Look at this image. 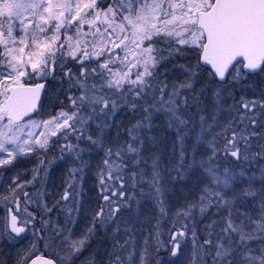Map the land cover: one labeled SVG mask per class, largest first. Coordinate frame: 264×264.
Listing matches in <instances>:
<instances>
[{"label":"snow or ice","instance_id":"6c2138e0","mask_svg":"<svg viewBox=\"0 0 264 264\" xmlns=\"http://www.w3.org/2000/svg\"><path fill=\"white\" fill-rule=\"evenodd\" d=\"M187 53L196 60L180 66L188 79L170 84L160 78L162 64ZM199 69L221 83L264 74V0H0V180L9 188L0 196V236L11 241L31 232L35 237L15 264H74L98 229L115 225L114 234L121 231L118 220L136 201L138 188L140 196L154 197L161 216L167 215L159 157H150L147 165L139 133L150 128L154 114L165 115L177 134L179 169L184 168L190 108L201 103L193 86ZM57 71L73 93L68 110L37 119L44 107L41 96L47 97L45 85ZM124 109L141 113V119L126 129L123 142L105 139L110 120ZM228 114L223 126L217 113L200 115L198 143L205 150L198 161L194 152L192 162L204 183L197 202L177 212L188 220L197 209L204 215L215 208L219 220L205 226L198 246L195 225H174L166 241L154 231L144 240L140 264H148L149 248H168L177 256L189 233L196 249L193 264H207L205 257L210 264H264V187H254V175L221 165L225 158L249 166L264 162V98H241ZM51 145L81 167L68 169L62 195L49 206L43 193L29 191L39 183L41 168L47 175L44 159H38L30 180H21L16 169L19 159L46 153ZM96 148L104 152L97 174L99 203L91 227L74 238L83 157ZM260 173L264 178V167ZM34 196L45 214L63 212L64 225L38 220L29 210ZM249 198L260 202L255 217L233 212L236 201ZM40 243L50 249L47 255L39 251ZM135 250L130 234L123 244L117 240L108 264H133Z\"/></svg>","mask_w":264,"mask_h":264},{"label":"rangeland","instance_id":"374dc122","mask_svg":"<svg viewBox=\"0 0 264 264\" xmlns=\"http://www.w3.org/2000/svg\"><path fill=\"white\" fill-rule=\"evenodd\" d=\"M180 56L181 59L186 58L188 63L179 64L171 70V77L168 81L170 84L179 83L188 79V74L180 68L181 65H183L185 68H187L188 65H195L193 62H191V57L193 56V54L187 53L186 55ZM239 81L241 80L231 81L229 85L221 84V86L214 88L215 97H217V94H219L217 98H219L220 101H222V99L225 100V102H222L225 104L226 108L224 110H219L221 106L217 108L219 115H217L216 118H221V126L226 125L228 123L230 119V117H228L229 109L234 103L239 102L241 98H244L245 100H250L246 96H229V93H231V89L234 87V84ZM46 91L47 97L44 96L43 98L42 104L44 105V107L41 109L42 115L41 117H37V119H47L63 108L60 105L63 101L62 99L58 104L59 81L55 80L50 82ZM187 94L188 92L186 93V95ZM63 109L66 110L65 108ZM127 113V109L118 111L116 116L110 120L111 126L105 132V139L113 141L120 140L122 128L121 126L123 124L124 117ZM154 116L159 117V119L165 118V115L161 113L154 114ZM94 127L95 126L93 125V130ZM155 130H158V127ZM169 130H172L170 126ZM173 140L174 139L171 137L169 138L168 143L165 147H159V152L162 151V156L160 159L162 165V172H160L161 182L164 185V199L166 201V206L169 211L166 216H161L158 211L159 217L158 220L155 222L154 230L152 231V233L154 231H158L160 233L161 241L167 240L174 225L176 227H179L180 224H183L181 221L176 223L177 218H179V216H177V212L179 210H182L189 203V201L195 195V189L198 185L197 181L188 182L186 180L181 181L177 179L179 177H176L174 170L179 147L176 145L175 140L173 143ZM52 146L53 145H51L50 148ZM145 152V149H143L142 157L147 162V165H151L152 161L148 159V155ZM195 153H197V151ZM44 156L45 153L41 152L28 157L21 158L17 161L16 171L20 173L21 180H30L32 178L33 169L37 167L38 159L43 158ZM155 156H159L158 152L155 153ZM83 159L85 161V165L83 166V172L81 173L80 179L81 196L79 201V212L78 214L74 215L75 223L74 225H72V232L74 234V238L80 237L82 234L87 232L89 227H91L92 211L96 208L97 204L99 203L96 176L102 167L103 157L98 152H90V154H85ZM44 161L47 167V175H44V170L43 168H41L39 183L36 184L35 189L30 188L29 191L34 193L36 190H39V192L43 193L42 200L46 202L49 206H52L54 203H56V201L59 200L60 196L62 195L65 189V184L69 179L68 169L70 167H81V165H79L78 163L74 164L71 159H69V161H67L68 163H66L64 157H55V159H48ZM140 167L143 168L146 167V165L141 164ZM192 180H194V177ZM4 184L6 185L4 188L5 194L8 195V184L5 182ZM145 188L148 192V188ZM259 188L261 187L256 186V189ZM199 194L200 193L196 195ZM36 199L37 197L34 196L33 203L35 207ZM259 203V200H252L251 198L243 201H236L235 207L233 208V212L246 211L248 212V214L254 217L259 212ZM61 207L65 206L61 205ZM133 207L128 210H125V214L130 217V220L126 221L123 215L118 220V223L120 224L121 228L120 232L114 234L115 225H112L110 231L113 235H115V237H111L112 242L105 244L103 242L99 250L95 253L88 255L86 260L79 261V255L76 258L74 264H108V256L112 251L114 243L118 240L121 244H123L124 241L128 239L129 234L131 235L133 242L136 246L135 255L133 257V264H140L139 255L144 248L145 238H148V230H150L148 227V220L150 214H152V211H155L157 206L155 208L152 205L149 206L148 204H145L144 206H141L142 208L140 210H138L137 207L136 209ZM34 212L37 215L38 220L42 218L53 222H59L61 226L64 225L65 215L59 209H54L51 214H45L42 208L36 209V211ZM36 228L40 229L41 225L37 223ZM124 229H127V233L124 231ZM34 240L35 237L31 234V232L27 233L22 239L11 241L8 240L6 237L0 236V252L2 253L4 249V259H9V264H15L18 254L23 256L31 247ZM195 244L197 245L196 242ZM43 246L44 245L42 243L38 244L39 251H41ZM159 252H163V254H161L158 258L150 257V259L148 260V264H193V260L196 255V249L194 247V242L191 238V233L188 234L184 243H182L181 252L177 256H172L168 248H162ZM125 255H127V253H125Z\"/></svg>","mask_w":264,"mask_h":264},{"label":"trees","instance_id":"16d2710c","mask_svg":"<svg viewBox=\"0 0 264 264\" xmlns=\"http://www.w3.org/2000/svg\"><path fill=\"white\" fill-rule=\"evenodd\" d=\"M191 58H192L191 62L195 64L196 60H195L194 55ZM186 63H188L186 58L181 59L180 55L173 57L171 60L162 64L159 67L158 71L160 73V78L166 79L167 81H169V78L171 77L170 75L171 70L179 64H186ZM197 71H198V76L196 79L193 80V86L195 88V94L201 103L198 108H190V114L192 117V121L189 126V130L186 134V141H185L186 159L184 161V168L182 170L179 169V150H178L177 161H176L175 170H174L176 177H179L177 179L181 181L186 180L188 182L197 181L198 183L195 189L196 193L192 197V199L189 201V203L197 202L199 195H196V194L200 193L199 189L203 187V183H204V178L198 168V165H193V162H192V154L194 152L197 151L196 159L198 161L205 150L204 144L198 143V137L200 133L199 117L201 114H203L206 118L210 117L213 113H218L217 115H219L217 108L219 106H221L219 110H224L226 108L225 104L222 102V101L225 102V100L222 99V101H220L219 98L215 97V93H214V88L221 86V84H219L216 81V79H214L213 77L208 76V74L202 69H199ZM55 80L59 81L58 104L60 103V100L62 99L63 101L60 104L61 107L68 110L70 102L67 99V96L70 94H73V93H70L69 91L70 86L68 83L65 82L64 78L60 76L59 71H57L54 77H49V83ZM230 82L231 80H229L226 83V85H229ZM49 83H47V86L49 85ZM201 92L203 93L202 95H201ZM261 93H264V74L250 75L245 79H241V81L236 82L234 84V87L231 89V96H234V97L246 96L250 100L264 98L261 96ZM187 95L190 97L192 93L188 92ZM226 104H227V101H226ZM127 112L128 113L124 117L123 124L121 126L122 128H121V134H120V140H119L121 142L127 139L126 129L132 127V125L135 124L137 120L141 119V113L139 112L133 113L132 111L128 109H127ZM220 119L221 118L218 117L217 120L219 121V124L221 125ZM168 125H169L168 118L166 116L164 119L163 118L159 119V117L153 115L151 119V123H150V128L146 127L143 131L139 133V135L143 139V144H144L143 149H145L146 151L145 153L148 155V159L150 161H152L150 157L155 156L156 152H158L159 160L161 159L162 151L159 152V147L160 146L165 147L168 143L169 138L172 137L176 141L177 134L172 127H171L172 130H169ZM157 127H158V130H155ZM219 130L220 128L217 127L216 131H219ZM174 140H173V143H174ZM253 143L256 144L257 142L254 141ZM91 152L92 153L98 152L104 158V152L101 151L99 148L92 149ZM55 157L60 158L61 154L58 151V146L53 145L45 153V156L43 157V159L44 160L55 159ZM64 159L66 160V163H68L67 161H69V158L65 156ZM221 165L223 168L231 169L234 172L244 171L247 175H250V176L254 175L255 177L254 187L255 188L256 186L264 187V178L261 177V173H260V168L264 167V162L249 166L244 161L237 162L232 158H225L221 161ZM129 168L130 169L132 168L131 162L129 163ZM161 169H162V165L160 162V172H162ZM125 175H127V173ZM193 177H194V180H192ZM96 181H97V186H98L97 176H96ZM143 190L146 194L148 193L146 188H144ZM138 193H139V188L137 189L136 201L134 203H131L130 208L134 206L133 208L136 209L137 207L138 210H140L142 208L141 206H144L145 204H148L149 206L152 205L153 207L156 208L154 197L149 196V195L140 196ZM36 209L37 208L34 206V203L29 207V210L33 212L36 211ZM216 213H217V209L212 208L208 212H206L204 215H201L197 209L193 212L192 219L182 220L179 217L177 218L176 223L181 221L183 224H187L189 228H192V226L195 225V231H196V241L195 242L197 243V246H198L203 241L204 234H205V226L211 224L213 221L219 220L220 217L216 215ZM224 214L225 213L221 211V215H224ZM122 215L124 216V219L126 221L130 220V217L125 214V210L123 211ZM158 215L159 213H158L157 208L155 209L154 212L152 211V214H150V217L148 220V227L150 229L148 230V238L150 237V234H152V231L154 230L155 222L158 220V217H159ZM111 227L112 225H109L105 229H98L90 237L85 249L83 250V252H81L80 257L78 258L79 261L86 260L88 255L98 251L99 248L102 246L103 242L104 244L112 242L111 237H115V235L111 233L110 231ZM152 243H153V240L149 239V244H152ZM253 246L256 247L258 245H253ZM49 251L50 250H46L45 247L43 246L40 252L47 255ZM149 252L151 254L150 257H154V258H158L160 257L161 254H163V252L152 251L151 248H149ZM205 260L207 264H210V261H207V257H205Z\"/></svg>","mask_w":264,"mask_h":264},{"label":"flooded vegetation","instance_id":"af4514ba","mask_svg":"<svg viewBox=\"0 0 264 264\" xmlns=\"http://www.w3.org/2000/svg\"><path fill=\"white\" fill-rule=\"evenodd\" d=\"M4 175L5 176H7L8 175V173H4ZM5 184H4V182H3V180H0V196H6V194H5V191H4V188H5ZM8 187V186H7ZM4 214V211H3V209L2 208H0V216H2ZM4 249H3V251H2V253L0 252V256H1V258H0V261H1V263L0 264H9L10 262H9V259H4Z\"/></svg>","mask_w":264,"mask_h":264},{"label":"water","instance_id":"95a60500","mask_svg":"<svg viewBox=\"0 0 264 264\" xmlns=\"http://www.w3.org/2000/svg\"><path fill=\"white\" fill-rule=\"evenodd\" d=\"M217 81H218V80H217ZM218 83H220V84H224V83H221V82H219V81H218ZM45 88H46V85H45ZM43 96H44V95L42 94V96H41V102H42Z\"/></svg>","mask_w":264,"mask_h":264}]
</instances>
